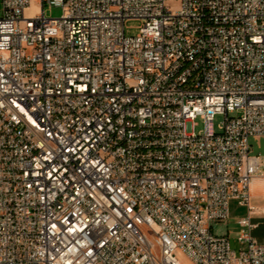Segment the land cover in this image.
Masks as SVG:
<instances>
[{
  "label": "built area",
  "instance_id": "2783aa9c",
  "mask_svg": "<svg viewBox=\"0 0 264 264\" xmlns=\"http://www.w3.org/2000/svg\"><path fill=\"white\" fill-rule=\"evenodd\" d=\"M0 1V264H264V0Z\"/></svg>",
  "mask_w": 264,
  "mask_h": 264
},
{
  "label": "rangeland",
  "instance_id": "374dc122",
  "mask_svg": "<svg viewBox=\"0 0 264 264\" xmlns=\"http://www.w3.org/2000/svg\"><path fill=\"white\" fill-rule=\"evenodd\" d=\"M174 7H177L175 5ZM45 14L48 17L59 18L63 14V10L61 7L52 6L47 3L44 6ZM42 13V1L41 0H33V4L31 9L26 11L27 16H33L36 14ZM142 22L140 20H129L126 22V34L128 36H137L140 33V27ZM225 120V115L217 114L214 117V128L217 132H221V125ZM189 128L192 131H196L200 133L205 128V123L202 118H197L194 122L189 123ZM251 144L253 147V154H263L264 155V136L260 137H252ZM223 222H216L213 224V230L217 235H222V233L226 230V228L222 225ZM182 264H194L189 259L184 256H181Z\"/></svg>",
  "mask_w": 264,
  "mask_h": 264
},
{
  "label": "crops",
  "instance_id": "0c3cea01",
  "mask_svg": "<svg viewBox=\"0 0 264 264\" xmlns=\"http://www.w3.org/2000/svg\"><path fill=\"white\" fill-rule=\"evenodd\" d=\"M255 155L260 156L262 166L259 174L255 177L252 184L251 202L254 206L260 209V213L256 214L253 219L258 223V227L254 230V236L260 243L264 244V155ZM246 215L247 208L240 205L238 201L233 200L231 202V216L227 221L222 223V225L226 228L222 235H227L234 245L237 244V236L240 231L239 221Z\"/></svg>",
  "mask_w": 264,
  "mask_h": 264
},
{
  "label": "water",
  "instance_id": "95a60500",
  "mask_svg": "<svg viewBox=\"0 0 264 264\" xmlns=\"http://www.w3.org/2000/svg\"><path fill=\"white\" fill-rule=\"evenodd\" d=\"M0 9H1V1H0Z\"/></svg>",
  "mask_w": 264,
  "mask_h": 264
}]
</instances>
